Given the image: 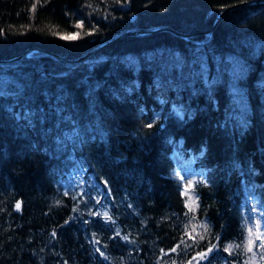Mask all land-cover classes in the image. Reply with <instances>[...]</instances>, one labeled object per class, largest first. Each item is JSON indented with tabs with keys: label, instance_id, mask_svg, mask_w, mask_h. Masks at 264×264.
Masks as SVG:
<instances>
[{
	"label": "trees",
	"instance_id": "16d2710c",
	"mask_svg": "<svg viewBox=\"0 0 264 264\" xmlns=\"http://www.w3.org/2000/svg\"><path fill=\"white\" fill-rule=\"evenodd\" d=\"M250 1L0 0V264H264V5L204 33Z\"/></svg>",
	"mask_w": 264,
	"mask_h": 264
},
{
	"label": "rangeland",
	"instance_id": "374dc122",
	"mask_svg": "<svg viewBox=\"0 0 264 264\" xmlns=\"http://www.w3.org/2000/svg\"><path fill=\"white\" fill-rule=\"evenodd\" d=\"M81 172V171H80ZM80 172L73 174V184L72 188L74 192L82 193L84 194V197L86 194H88V198H85V203L88 205V210L93 212V210L98 209H104L103 203H99V206H97V203L92 202L90 196H89V189L84 186L85 180L82 178V174ZM178 173L180 177L183 180V184L185 186V192L187 195L188 202L190 206L194 205L195 197L193 193L191 192V185L194 179V176L196 175L191 168H189L186 165L180 166L178 168ZM76 192V193H77ZM85 192V193H84ZM77 193V194H78ZM105 212V210H104ZM248 217V226L251 231L250 240L252 241V245H261L262 242H264V222H261L257 210H253L247 214ZM259 237V238H257Z\"/></svg>",
	"mask_w": 264,
	"mask_h": 264
},
{
	"label": "water",
	"instance_id": "95a60500",
	"mask_svg": "<svg viewBox=\"0 0 264 264\" xmlns=\"http://www.w3.org/2000/svg\"><path fill=\"white\" fill-rule=\"evenodd\" d=\"M255 5H264V1L242 2V3H239V4H236V5L229 6V7L225 8L222 11V13L219 15V17L217 18V20L214 22L212 28L210 30H208L207 32H204V33L205 34H210L212 32V30L216 27V25L218 24V22L220 21L221 17L227 11L233 10V9H237V8H240V7L255 6ZM132 19H134V16L132 17ZM159 30H168V31L174 32L177 36L182 37V38H186V37L192 35V34L179 33V32H176L174 29H172L170 27H165V26L164 27H159V28L153 29L151 31H139V30L130 29V30H127V31H125L123 33H120V34H116V35L111 36L110 38H108L104 42L96 45L95 47H93L92 49H90L89 51H87L85 54H83L82 56H80L79 58L74 59V60H70V59L63 58V57H61V56H59L57 54H54V53L48 52V51H45V53L54 56L59 62L66 63V64H74V63H76L78 61H81L83 59H86V58L90 57L91 55H93L97 51H99L102 48H104L106 45H108V44L112 43L113 41H115L117 39H120L122 37L130 36V35L141 36V35L150 34V33H153L155 31H159ZM32 51H40L41 52V50H39L37 48L29 49V50H27L26 52H24L22 55H20L18 57H15V58H12V59H7V60H0V65H7V64H10V63H13V62H16V61L25 60V59H27L29 57V54Z\"/></svg>",
	"mask_w": 264,
	"mask_h": 264
},
{
	"label": "snow or ice",
	"instance_id": "6c2138e0",
	"mask_svg": "<svg viewBox=\"0 0 264 264\" xmlns=\"http://www.w3.org/2000/svg\"><path fill=\"white\" fill-rule=\"evenodd\" d=\"M76 27H82V24H78V25H76ZM77 36H78V34H77ZM64 38H67V37H64ZM73 38H76V37H73ZM147 127L148 128H151L152 125L151 124H148ZM16 208H17V210H19V208H20V203L19 202H17ZM249 234L251 235V231H250ZM257 238H259V237H257ZM251 244H252V241L249 240V248H248L249 251H251ZM261 247H264V242H262ZM176 250H177L176 248L171 249V251H173V252H175ZM225 250L227 251L228 249H225ZM208 251L210 252V251H212V249L210 248ZM198 255L200 256L201 259H203L207 255V253L201 252ZM189 264H191V262H189Z\"/></svg>",
	"mask_w": 264,
	"mask_h": 264
}]
</instances>
